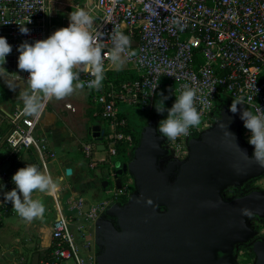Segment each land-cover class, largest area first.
<instances>
[{
    "label": "built area",
    "instance_id": "built-area-1",
    "mask_svg": "<svg viewBox=\"0 0 264 264\" xmlns=\"http://www.w3.org/2000/svg\"><path fill=\"white\" fill-rule=\"evenodd\" d=\"M70 6L75 10L85 7L93 15L89 30L102 36L104 53L102 87L87 86L93 78L90 73L82 72L78 81L81 88L92 92L105 124L101 139L92 136L80 140L87 166L92 170L105 167L107 171L104 190L109 196L92 203L87 212L94 224L111 203L126 202L135 190L130 173L123 177L115 173L116 161L131 158L140 141L141 130L138 142L133 131L127 130L130 107L148 113L161 92L168 96L171 107L185 86L196 90L200 123L186 134L166 140L171 158L178 161L188 156L189 139L214 124L217 101L229 98L248 108H264V0H81L73 4L64 0H0V35L13 45L6 57L11 75L18 73V80L26 83L27 71L17 68L16 46L23 40L46 38L67 26L65 14ZM23 24L30 29L27 34L19 31ZM120 30L131 40L123 53L124 66L116 69L110 59L112 32ZM120 71H127L131 77L120 80ZM39 118L27 117L23 110L14 111L10 115L14 128L6 142L11 153L37 149L41 165L47 169L52 152L36 136ZM241 133L254 147L248 142L250 130L244 126ZM100 151L104 155H98ZM11 177L8 171H0V184L4 185L0 191L15 187ZM245 189L264 190V174L249 181ZM232 195L226 192L227 197ZM0 205L4 210L9 207L3 200ZM51 235L54 244L49 256L38 264H95V255H84L76 245L68 217L60 215L53 221ZM91 239L88 235L87 247Z\"/></svg>",
    "mask_w": 264,
    "mask_h": 264
},
{
    "label": "water",
    "instance_id": "water-1",
    "mask_svg": "<svg viewBox=\"0 0 264 264\" xmlns=\"http://www.w3.org/2000/svg\"><path fill=\"white\" fill-rule=\"evenodd\" d=\"M232 101H218L214 124L189 139V153L182 161L168 158L167 137L157 131L167 111L154 115L153 106L142 114L152 113L143 119L131 159L116 161L115 170L116 176L130 173L135 190L126 202L111 203L96 219L95 264H239V245L250 247L253 264H264V238H255L257 229L251 225L254 217L264 219V190L245 189L264 174V167L243 152L249 156L253 152L241 133L240 112L248 107L237 103V112H232ZM164 103L170 107L169 99ZM130 116L139 122L137 114ZM220 122L235 134L243 151L235 147L233 138L223 135ZM92 135L101 139L103 131ZM232 188L242 193L227 197ZM242 207L252 209V215L243 216ZM38 262L35 254L31 264Z\"/></svg>",
    "mask_w": 264,
    "mask_h": 264
},
{
    "label": "clouds",
    "instance_id": "clouds-1",
    "mask_svg": "<svg viewBox=\"0 0 264 264\" xmlns=\"http://www.w3.org/2000/svg\"><path fill=\"white\" fill-rule=\"evenodd\" d=\"M94 23L93 15L84 7H79L69 13V24L55 29L46 38L35 39L32 42L23 40L16 48L17 68L26 70L28 76L24 86L20 87L16 76L11 75L5 68L6 57L12 51L13 45L7 37L0 35V79L10 90L19 87L18 99L23 104V112L33 118H39L45 109L46 100H59L83 85L78 83L82 72L90 73L92 79L87 81V86L92 89L102 87L105 78L103 45L100 43L101 35L89 29ZM124 25H120L123 29ZM19 31L27 34L30 29L20 25ZM130 37L122 30L112 32V48L110 59L116 69L125 64L123 53L130 46ZM15 73V72H12ZM156 88V87H154ZM152 88V89H154ZM196 90L185 86L171 107H166L164 101L168 96L163 92L154 102L158 113L167 111V116L158 123L157 131L167 139L186 134L190 127L200 123V112L195 103ZM233 100L229 105L230 111L237 112V103ZM244 126L250 130L248 142L253 145L252 155L249 156L236 143L235 134L227 129L225 123L220 122L219 127L225 137L233 138L237 149L244 152L258 166L264 167V108H247L240 112ZM15 187L3 192L4 200L11 201L12 207L25 221L40 217L45 211L41 199L33 198V191L53 195L60 190L58 177L41 170L35 163H27L18 168L11 177ZM4 185L0 184V189ZM139 202V201H138ZM151 204L150 198H145ZM243 216H251L253 210L242 207Z\"/></svg>",
    "mask_w": 264,
    "mask_h": 264
},
{
    "label": "crops",
    "instance_id": "crops-1",
    "mask_svg": "<svg viewBox=\"0 0 264 264\" xmlns=\"http://www.w3.org/2000/svg\"><path fill=\"white\" fill-rule=\"evenodd\" d=\"M57 0H53L56 2ZM68 4H73L76 0H64ZM75 11L73 7H68V14ZM5 68L10 73V68L5 64ZM20 87L25 83L17 80ZM82 89V88H81ZM19 87L10 90L0 79V129L3 130V123H11L10 115L16 110H23V104L18 99ZM88 96L90 106L87 108L86 122L80 131L71 128H56L53 136H48L46 143L51 149L52 157L48 162L47 169L41 165L38 150L31 147L21 149L11 153L9 144L6 142L7 131H0V171L6 170L11 175L20 167L27 163H35L41 170L58 177L60 181V190L53 195H47L39 191H33V198L41 199L45 205V211L42 216L33 218L31 221H25L12 207L11 201H5L3 192L0 191V202L2 200L9 206L4 210L0 205V264H31L35 254L39 255V261L49 256L54 240L52 238V223L60 215L69 218L65 211H74L75 216H85L90 209L91 202L86 198V189L90 186L104 189L103 180L106 181L107 171L105 167L94 169V175L89 177L85 166L76 156L75 151H80V140L90 138L94 131H103L105 124L99 116L97 104L91 101V91L85 90L83 94ZM82 98V97H81ZM87 99V97H86ZM86 99L83 103L85 104ZM92 111V115L90 110ZM25 114V113H24ZM25 116L32 118L25 114ZM95 116V117H94ZM52 126H46L42 118H39L36 136L46 142V130H53ZM71 168V174L67 169ZM107 185V183H106ZM88 204L89 207L86 205ZM80 229V228H79ZM81 234L84 236L83 232ZM85 248L90 252V246ZM93 254V253H92ZM89 255V254H88Z\"/></svg>",
    "mask_w": 264,
    "mask_h": 264
},
{
    "label": "rangeland",
    "instance_id": "rangeland-1",
    "mask_svg": "<svg viewBox=\"0 0 264 264\" xmlns=\"http://www.w3.org/2000/svg\"><path fill=\"white\" fill-rule=\"evenodd\" d=\"M81 1V0H76ZM85 8V7H84ZM87 89H77L74 91L71 95H68L64 98H61L59 100H46L45 103V109L44 112L41 114L40 119L45 122L46 126H52L53 130H46V135L44 136L46 138V142L49 145H51L48 141V136H53L56 131L54 129L56 128H71L76 131H80L83 129V124L86 122L87 117V108L90 106L88 101L87 93L83 94L84 91ZM171 96V93L169 94ZM82 97V98H81ZM87 97V99H86ZM84 99H86L85 104L83 103ZM131 112L137 114V121L139 119V115H142V110L136 108V107H130ZM75 154L77 157L82 160L85 170L89 177H92L95 173L94 170L89 168L87 166V161L81 151H75ZM98 155H104L101 151L98 153ZM129 160V159H128ZM86 198L89 202L95 203L99 202L109 195L105 192L102 188H94L92 186L88 187L86 189ZM70 220V226L72 228V232L74 234L75 243L80 249V251L88 256V254H92L94 252L95 243L94 241V224L91 222V220L88 219L87 213H85V216H75L74 211H65ZM251 225L256 227L257 233L255 235V238H264V219H259L257 217L252 218ZM80 228V229H79ZM83 232L84 236L81 234ZM91 235L90 240V247L92 250L90 252L87 251L85 248L84 242H87L86 238L88 235ZM97 250L99 251V248L97 247ZM238 257L237 260L239 264H253L254 262V254L252 256H249V254L252 253L250 247L248 245H239L238 247ZM241 254H244L245 258H240V256H243ZM250 258V259H249ZM249 259V260H248Z\"/></svg>",
    "mask_w": 264,
    "mask_h": 264
},
{
    "label": "trees",
    "instance_id": "trees-1",
    "mask_svg": "<svg viewBox=\"0 0 264 264\" xmlns=\"http://www.w3.org/2000/svg\"><path fill=\"white\" fill-rule=\"evenodd\" d=\"M120 76H121V79L120 80H122V79H125V78H127V77H131V74H128V72L127 71H120ZM91 101H92V103L94 102L93 101V94H92V92H91ZM98 107V106H97ZM98 110H99V107H98ZM92 109L90 110V112H91V115L93 114L92 113ZM95 117V116H94ZM128 118H129V123H130V125H129V127L127 128V130H132L133 131V133H134V135L136 136V141L138 142V138H139V132H140V130H141V128H140V126H138L133 120H132V117L130 116V115H128ZM2 127H4L3 128V130L1 131V129H0V131L1 132H5V131H7V134L8 133H10L12 130H13V128H14V125L12 124V123H3V125H2ZM107 183V181H105V183L104 184H106ZM50 251H51V249H50ZM50 251H49V253H50ZM48 253V254H49ZM253 255V253H251V254H249V256H252ZM250 259V258H249ZM248 259V260H249Z\"/></svg>",
    "mask_w": 264,
    "mask_h": 264
},
{
    "label": "flooded vegetation",
    "instance_id": "flooded-vegetation-1",
    "mask_svg": "<svg viewBox=\"0 0 264 264\" xmlns=\"http://www.w3.org/2000/svg\"><path fill=\"white\" fill-rule=\"evenodd\" d=\"M218 103H219V102L217 101L216 104H215V109H216V106H217ZM163 114H164V112H163V113H158V112L154 113V115H159V116H161V115H163ZM148 115L150 116V115H152V113L144 114V115L139 116V119H138L139 122L136 123V124H137L138 126H140L141 129H142L143 126H144V124H143V119H144V118H147ZM165 145H166V143H165ZM166 147H167V145H166ZM168 158H171L170 154H169ZM130 159H131V158H129V160H130ZM129 160H127V161H129ZM124 175H125V174H124ZM124 175H121V176H118V177H123ZM103 183H105V180H103ZM228 193H230V194H238V193H242V191L232 188V189L228 190ZM93 242H94V241H93ZM95 246H96V245H95ZM90 250H92L91 247H90ZM97 252H98V250H97V246H96V247L94 248V252H92V253H93V255H96Z\"/></svg>",
    "mask_w": 264,
    "mask_h": 264
}]
</instances>
